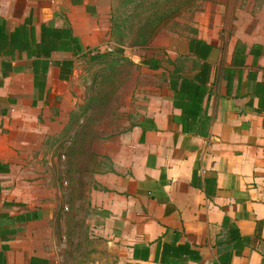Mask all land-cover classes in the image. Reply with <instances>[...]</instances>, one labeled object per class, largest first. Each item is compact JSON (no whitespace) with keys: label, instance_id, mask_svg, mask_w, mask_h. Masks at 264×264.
I'll return each mask as SVG.
<instances>
[{"label":"crops","instance_id":"obj_1","mask_svg":"<svg viewBox=\"0 0 264 264\" xmlns=\"http://www.w3.org/2000/svg\"><path fill=\"white\" fill-rule=\"evenodd\" d=\"M96 1L0 0L6 264H29L31 257L57 264L43 238L58 190L55 138L73 88L59 65L107 42L109 24ZM197 31L212 45L201 132H184L173 119L181 110L166 72L163 88L134 105L139 120L106 149L112 169L94 174L91 200L101 215L99 233L117 254L113 264H264V21L237 26L224 39L215 26L206 35ZM56 96L58 114L51 111Z\"/></svg>","mask_w":264,"mask_h":264},{"label":"rangeland","instance_id":"obj_2","mask_svg":"<svg viewBox=\"0 0 264 264\" xmlns=\"http://www.w3.org/2000/svg\"><path fill=\"white\" fill-rule=\"evenodd\" d=\"M152 1L141 0L142 6L135 9L130 0H97L110 28L107 42L73 62V88L65 99L68 119L59 126L55 138V212L49 222L50 236L43 238L47 254L57 264L116 261L108 238L99 233L101 215L92 203L91 191L97 188L94 174L112 169L106 149L114 147L116 137L130 130L142 115L141 107L134 105L142 106L148 95L165 84L166 71L141 65L142 57L162 55L163 49L183 73L191 74L195 65L184 53L185 24L200 26L205 35L215 26L217 35L224 39L237 26L251 29L264 21V0H202L195 9L177 16L178 24L169 23L149 46L139 48L133 44L138 14L144 7L148 10ZM60 99L55 97L53 113H59L56 105Z\"/></svg>","mask_w":264,"mask_h":264},{"label":"trees","instance_id":"obj_3","mask_svg":"<svg viewBox=\"0 0 264 264\" xmlns=\"http://www.w3.org/2000/svg\"><path fill=\"white\" fill-rule=\"evenodd\" d=\"M143 1V0H142ZM202 0H154L152 1L148 10H140L138 16V24L136 25L135 36L133 44L139 48L149 46L152 39L163 30V27L169 23H174L177 16L190 12L195 9L197 2ZM209 1V0H203ZM141 0H130L134 8L142 6ZM175 24H178L175 22ZM188 32L184 37L187 44V55L192 58V61L197 69L192 76H185L181 73L180 68L175 64V61L169 58L162 49V55L143 56L140 64L146 66L151 70L163 69L167 72L168 83L173 91V106L180 108L181 113L173 116V119L182 126L184 132H201V128L207 121L208 117L203 112V101L207 99L210 93L208 88L209 73L211 66L207 61L208 55L212 49V45L207 43L202 38L198 37L197 28L185 24L184 26ZM44 31V26L41 32ZM56 47L62 50L60 36L58 30L56 31ZM245 48H243L244 50ZM252 50V49H251ZM90 50H87L88 52ZM72 61L66 60L60 63L61 69L60 77L67 79L72 72ZM47 67H43V71ZM64 72L66 73L64 75ZM38 73L34 70V84L38 83ZM40 87V86H39ZM17 218V217H16ZM25 220L27 218H24ZM20 220V218H19ZM2 237V233H1ZM6 245H2L0 251V264H6L4 250ZM29 264H48L47 260L42 258L31 257Z\"/></svg>","mask_w":264,"mask_h":264}]
</instances>
